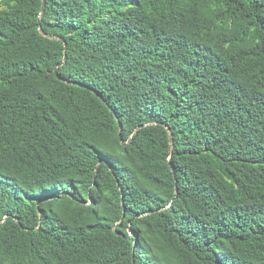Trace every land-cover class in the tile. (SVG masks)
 Segmentation results:
<instances>
[{
  "label": "trees",
  "instance_id": "16d2710c",
  "mask_svg": "<svg viewBox=\"0 0 264 264\" xmlns=\"http://www.w3.org/2000/svg\"><path fill=\"white\" fill-rule=\"evenodd\" d=\"M0 264H264V0H0Z\"/></svg>",
  "mask_w": 264,
  "mask_h": 264
},
{
  "label": "water",
  "instance_id": "95a60500",
  "mask_svg": "<svg viewBox=\"0 0 264 264\" xmlns=\"http://www.w3.org/2000/svg\"><path fill=\"white\" fill-rule=\"evenodd\" d=\"M62 64V63H61ZM55 74H56V76L58 77V79H60L61 77L59 76V74H58V69L56 68L55 69ZM172 140V139H171ZM176 186H178V180L176 179Z\"/></svg>",
  "mask_w": 264,
  "mask_h": 264
}]
</instances>
